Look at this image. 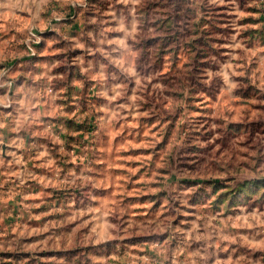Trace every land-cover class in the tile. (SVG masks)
<instances>
[{
  "label": "rangeland",
  "instance_id": "1",
  "mask_svg": "<svg viewBox=\"0 0 264 264\" xmlns=\"http://www.w3.org/2000/svg\"><path fill=\"white\" fill-rule=\"evenodd\" d=\"M0 264H264V0H0Z\"/></svg>",
  "mask_w": 264,
  "mask_h": 264
}]
</instances>
